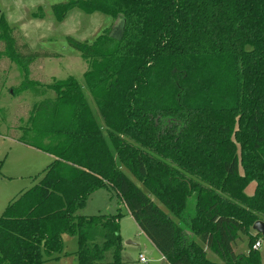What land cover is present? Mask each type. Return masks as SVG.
I'll use <instances>...</instances> for the list:
<instances>
[{
    "label": "trees",
    "instance_id": "obj_1",
    "mask_svg": "<svg viewBox=\"0 0 264 264\" xmlns=\"http://www.w3.org/2000/svg\"><path fill=\"white\" fill-rule=\"evenodd\" d=\"M73 8L124 21L117 38L112 27L93 44L67 38L87 63L82 84L29 80L53 55L0 24V60L22 68L20 90L55 95L19 128V142L53 160L0 217V264L57 262L63 235L77 264H122L121 214H78L99 190L117 194L168 264H217L207 250L261 264L251 228L264 222V0H69L53 11Z\"/></svg>",
    "mask_w": 264,
    "mask_h": 264
},
{
    "label": "rangeland",
    "instance_id": "obj_2",
    "mask_svg": "<svg viewBox=\"0 0 264 264\" xmlns=\"http://www.w3.org/2000/svg\"><path fill=\"white\" fill-rule=\"evenodd\" d=\"M67 2L69 0H0V24L4 21L14 29V37L20 44H26L30 52L53 55L37 59L29 67V80L40 86L68 77L83 83L87 63L71 48L67 38L93 44L111 27L114 37L117 38L122 33L121 18L114 20L113 17L98 12L86 14L73 8L60 20L57 19L53 6ZM23 81L24 74L19 65L7 59L0 60V217L11 201L39 182L53 160L50 155L27 147L17 139L20 136L19 128L28 120L32 107L55 97L52 91L40 87L35 92L30 89L21 91L20 85ZM129 177L147 193L138 181L130 175ZM255 185L252 182L246 193L251 195ZM150 198L160 206L155 198ZM118 199L115 194L99 190L89 196L84 209L78 214H114L118 208L121 214L119 229L123 245L122 264H142L138 259L139 253L147 259L145 264H165L160 253L139 233L125 204ZM160 207L178 221L164 207ZM251 232L255 234L254 231ZM194 240L199 242L197 237ZM256 240L260 242L258 252L261 264H264V240L261 236H256ZM63 241L68 255L57 262L45 264H77L73 255L76 250L75 239L63 235ZM248 251V239L241 236V240H237L235 245V252L246 255ZM206 255L208 260L224 264L210 250H207Z\"/></svg>",
    "mask_w": 264,
    "mask_h": 264
},
{
    "label": "water",
    "instance_id": "obj_3",
    "mask_svg": "<svg viewBox=\"0 0 264 264\" xmlns=\"http://www.w3.org/2000/svg\"><path fill=\"white\" fill-rule=\"evenodd\" d=\"M123 24L124 21L122 20ZM252 231H254L256 234H259L262 239L264 240V222L262 221H256L253 225H252ZM130 244V243H127Z\"/></svg>",
    "mask_w": 264,
    "mask_h": 264
},
{
    "label": "crops",
    "instance_id": "obj_4",
    "mask_svg": "<svg viewBox=\"0 0 264 264\" xmlns=\"http://www.w3.org/2000/svg\"><path fill=\"white\" fill-rule=\"evenodd\" d=\"M27 146V145H26ZM27 147H29V146H27ZM31 148V147H30ZM33 149V148H32ZM40 152V151H39ZM52 157V156H51ZM96 193V192H95ZM108 193L109 194H115L116 196H117V194L115 193V192H110V191H108ZM94 194V193H93ZM118 198V197H117ZM119 200V199H118ZM120 201V200H119ZM126 209H127V207H126ZM119 209L117 208L116 209V213L117 212H119L118 211ZM81 211V210H80ZM80 211H78V212H80ZM127 212H128V210H127ZM116 213H114V214H116ZM99 214H102V213H99ZM99 214H97V215H99ZM128 214H129V212H128ZM93 216V215H92ZM131 217V216H130ZM132 218V217H131ZM134 221V220H133ZM136 224V223H135ZM137 226V225H136ZM138 228V227H137ZM138 230H139V228H138ZM139 233H141L142 235H144L140 230H139ZM145 236V235H144ZM145 238H146V240H148V238L145 236ZM148 242L153 246V244L148 240ZM127 243H131V242H127ZM154 247V246H153ZM155 248V247H154ZM156 249V248H155ZM157 250V249H156ZM158 251V250H157ZM237 254H239V253H237ZM139 255H142L141 253H139ZM161 255V254H160ZM163 258V257H162ZM138 259H139V256H138ZM140 262V261H139ZM164 263L165 264H168L165 260H164ZM143 264V263H142Z\"/></svg>",
    "mask_w": 264,
    "mask_h": 264
},
{
    "label": "built area",
    "instance_id": "obj_5",
    "mask_svg": "<svg viewBox=\"0 0 264 264\" xmlns=\"http://www.w3.org/2000/svg\"><path fill=\"white\" fill-rule=\"evenodd\" d=\"M259 247H260V242L257 241V242L254 244L253 249H254V250H258ZM139 261H140V263L145 264V263L147 262V259H146L144 256L139 255Z\"/></svg>",
    "mask_w": 264,
    "mask_h": 264
}]
</instances>
